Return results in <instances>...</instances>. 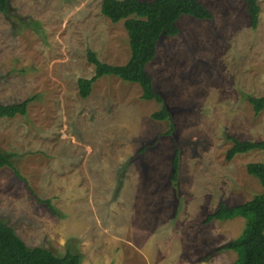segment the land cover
I'll return each mask as SVG.
<instances>
[{
	"label": "rangeland",
	"instance_id": "374dc122",
	"mask_svg": "<svg viewBox=\"0 0 264 264\" xmlns=\"http://www.w3.org/2000/svg\"><path fill=\"white\" fill-rule=\"evenodd\" d=\"M199 1L212 18L181 15L146 64L171 134L137 83L104 75L79 96L77 79L94 72L87 48L113 65L130 56L102 0H9L0 12V103L34 97L25 115L0 117V149L14 154L0 167V221L29 246L70 250L79 264L234 263L217 248L245 219L204 220L264 191L246 171L263 150L225 159L230 137L264 140V109L246 97L264 96V0L255 28L243 0Z\"/></svg>",
	"mask_w": 264,
	"mask_h": 264
},
{
	"label": "trees",
	"instance_id": "16d2710c",
	"mask_svg": "<svg viewBox=\"0 0 264 264\" xmlns=\"http://www.w3.org/2000/svg\"><path fill=\"white\" fill-rule=\"evenodd\" d=\"M247 5L250 24L257 26L260 7L258 0H243ZM101 13L111 22L123 20L127 32L130 56L125 64L113 65L101 61L96 53L86 49V59L94 66L90 77L77 79L78 93L86 98L92 90L93 83L104 75H113L126 82L139 84L141 98L155 100L161 104L159 110L151 113L156 120H169L173 130L171 113L167 109L163 95L156 91L153 79L146 69L156 55V47L162 36H172L178 33L176 21L181 15H189L197 19H211L210 11L199 0H102ZM0 12L9 14V0H0ZM255 112L264 109V96H246ZM34 97H28L15 103H0V117H14L25 115L28 104ZM232 145L225 153V159L231 160L236 154L253 149L264 151V140L250 141L230 137ZM13 153L0 149V167L13 168ZM248 174L256 177L264 188V160L246 164ZM16 172V171H15ZM179 174L178 150H175L171 159L170 178L177 181ZM50 210H56L45 200ZM236 216L245 219L242 233L220 247L221 250H234L237 257L233 264H264V191L254 195L250 200L241 204L227 206L221 203L217 210L208 214L205 222L213 219L225 220ZM79 254L67 250L64 255H57L51 249L43 246H29L15 230L0 221V264H79Z\"/></svg>",
	"mask_w": 264,
	"mask_h": 264
},
{
	"label": "crops",
	"instance_id": "0c3cea01",
	"mask_svg": "<svg viewBox=\"0 0 264 264\" xmlns=\"http://www.w3.org/2000/svg\"><path fill=\"white\" fill-rule=\"evenodd\" d=\"M236 257H237V254H236Z\"/></svg>",
	"mask_w": 264,
	"mask_h": 264
}]
</instances>
